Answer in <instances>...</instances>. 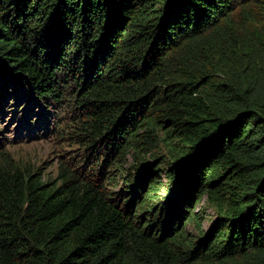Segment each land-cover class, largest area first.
I'll return each mask as SVG.
<instances>
[{"label":"trees","instance_id":"1","mask_svg":"<svg viewBox=\"0 0 264 264\" xmlns=\"http://www.w3.org/2000/svg\"><path fill=\"white\" fill-rule=\"evenodd\" d=\"M11 97L84 156L0 136V264H264V0H0Z\"/></svg>","mask_w":264,"mask_h":264},{"label":"rangeland","instance_id":"2","mask_svg":"<svg viewBox=\"0 0 264 264\" xmlns=\"http://www.w3.org/2000/svg\"><path fill=\"white\" fill-rule=\"evenodd\" d=\"M15 102V98L11 99L5 107V113L0 115V136L6 137L7 140L13 143L11 144V149L14 151L17 158L22 159L32 167L34 166L41 170L46 178H55L58 174V169L61 163L65 164L69 158L75 154H81L78 158H81L82 155L84 156L82 148H79L76 145L72 146L71 143L73 139L67 138L69 135L68 133H65L64 130L58 131L60 123L65 121L61 111H58L57 108H50L48 114L42 118L43 122L41 123V126L36 128V124H38V121L41 118L40 104L33 105V113L29 116V121L32 123L31 126H28L27 121H23V123H21V121L26 113V108L28 107L29 102L23 100L18 106H16ZM16 107L20 109L18 115L13 113ZM29 128H32L34 132H30ZM70 129L71 127L65 128L67 132H69ZM146 159H149V161L153 160L151 157ZM157 159L155 157V167L162 161V156L159 157L158 160ZM134 165V160L130 157L126 167L130 166L129 171H134ZM70 166H72V164ZM162 167L163 165L160 166V168ZM159 178L163 183L167 182L164 174H160ZM166 194L167 186H159L157 194L159 200H162ZM196 208V210H200L199 213H201V215H204L203 225L205 228H208L210 222L215 219V210L208 206L204 200L199 202ZM204 210L205 213L202 214ZM187 228L192 229V225L189 223ZM238 262L241 264H249L247 258H240Z\"/></svg>","mask_w":264,"mask_h":264}]
</instances>
